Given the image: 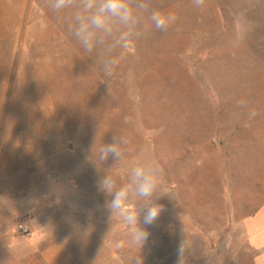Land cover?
<instances>
[{
    "label": "rangeland",
    "instance_id": "1",
    "mask_svg": "<svg viewBox=\"0 0 264 264\" xmlns=\"http://www.w3.org/2000/svg\"><path fill=\"white\" fill-rule=\"evenodd\" d=\"M148 2L133 38L88 52L72 9L0 0V264H256L264 0ZM151 10L177 20L161 32ZM116 135L123 159L101 161ZM137 163L158 170L162 208L143 243L97 186Z\"/></svg>",
    "mask_w": 264,
    "mask_h": 264
},
{
    "label": "clouds",
    "instance_id": "2",
    "mask_svg": "<svg viewBox=\"0 0 264 264\" xmlns=\"http://www.w3.org/2000/svg\"><path fill=\"white\" fill-rule=\"evenodd\" d=\"M50 8L60 13L72 9V23L69 29L82 47L92 52L99 40L118 33V39L128 41L138 31L140 17L138 10L148 12L151 4L148 0H48ZM196 6H202L204 0H195ZM149 20L154 27L166 33L175 24L177 17L171 12L151 10ZM98 158L103 161L109 156L122 160L124 152L119 136L111 143L102 144ZM130 182L117 186L110 175L103 176L98 189L111 199L107 207L112 215H119L127 224L133 226V238L142 243L147 239L145 227L156 222L162 208L154 202L159 184L158 170L151 164L137 163L129 170ZM136 201V207L127 205ZM182 254V249H181ZM181 264V260L178 261Z\"/></svg>",
    "mask_w": 264,
    "mask_h": 264
},
{
    "label": "crops",
    "instance_id": "3",
    "mask_svg": "<svg viewBox=\"0 0 264 264\" xmlns=\"http://www.w3.org/2000/svg\"><path fill=\"white\" fill-rule=\"evenodd\" d=\"M250 245L257 251L256 264H264V207L246 221Z\"/></svg>",
    "mask_w": 264,
    "mask_h": 264
},
{
    "label": "built area",
    "instance_id": "4",
    "mask_svg": "<svg viewBox=\"0 0 264 264\" xmlns=\"http://www.w3.org/2000/svg\"><path fill=\"white\" fill-rule=\"evenodd\" d=\"M18 229L27 237H30L32 235L31 230L23 224H19Z\"/></svg>",
    "mask_w": 264,
    "mask_h": 264
}]
</instances>
